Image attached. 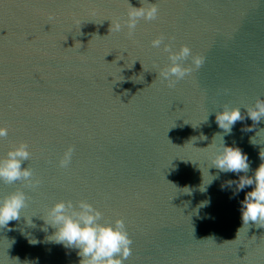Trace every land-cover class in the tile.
<instances>
[{
  "label": "water",
  "instance_id": "obj_1",
  "mask_svg": "<svg viewBox=\"0 0 264 264\" xmlns=\"http://www.w3.org/2000/svg\"><path fill=\"white\" fill-rule=\"evenodd\" d=\"M149 2L157 19H140L130 37L127 0H0V157L24 141L33 172L31 185L0 182V197H30L0 227V264H80L43 220L58 200L122 219L133 242L124 264H264V223L240 212L253 186L230 183L264 153V118L245 109L264 99V0ZM114 20L120 32H109ZM160 35L204 57L198 69L184 61L193 70L172 87L159 75L168 54L151 45ZM225 105L244 116L230 133L215 120ZM221 136L247 155V173L213 165Z\"/></svg>",
  "mask_w": 264,
  "mask_h": 264
},
{
  "label": "clouds",
  "instance_id": "obj_2",
  "mask_svg": "<svg viewBox=\"0 0 264 264\" xmlns=\"http://www.w3.org/2000/svg\"><path fill=\"white\" fill-rule=\"evenodd\" d=\"M127 3V19L123 21V26L128 29V35L131 37L138 21L157 19L159 9L149 0H144L140 7H133L129 0ZM121 30V21L111 22L109 32H120ZM162 44L170 63L160 71L159 75L168 82L169 87L175 84L173 77L179 80L191 74L193 68L186 66L184 61L191 58V65L197 69L204 63V57L193 54L187 45H181L178 50H173L171 44H164L163 35L151 41L153 48L159 49ZM245 109L254 123L260 121L264 118V99L257 98L252 106L245 107ZM243 119L240 107L236 106L225 105L215 113L216 123L225 133H230L235 123ZM245 130L252 131V128ZM7 135L8 129L0 126V138H5ZM201 139H206V137L201 136ZM251 142L255 144L254 138ZM221 143L222 148L215 154L213 165L221 172L247 173L250 167L247 155L238 147L226 145L222 136ZM28 147L26 142L20 141L11 147L4 157H0V182L33 184L31 168L22 166L23 162L28 161L31 156ZM73 152L74 148L71 145L64 150L59 159L61 168H67L70 165ZM259 155L261 163L252 176L241 175L238 181L230 182L236 183L238 191L246 186H253L241 201L240 212L244 224H248L249 221L256 224L264 223V153L260 151ZM185 189H187L186 193L191 194L190 189ZM29 199L30 197L20 189L7 192L0 197V227H7L10 221L19 220ZM47 216L48 219H43L45 224L55 229L51 236L52 239L66 247L78 249V255L81 257L80 264H124V261L132 255L133 242L128 235L125 222L119 218L111 222L104 220L101 211L86 200H78L75 205L71 200H58L50 207ZM31 242L36 243V241Z\"/></svg>",
  "mask_w": 264,
  "mask_h": 264
}]
</instances>
